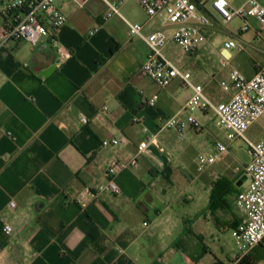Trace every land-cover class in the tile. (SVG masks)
<instances>
[{
  "label": "crops",
  "instance_id": "crops-1",
  "mask_svg": "<svg viewBox=\"0 0 264 264\" xmlns=\"http://www.w3.org/2000/svg\"><path fill=\"white\" fill-rule=\"evenodd\" d=\"M8 1L0 0V27L10 22L2 11ZM196 1L201 12L211 2ZM224 1L237 9L247 0ZM55 5L68 17L57 40L69 58L61 61L47 35L37 44L12 39L0 45V264H240L241 251L234 253L225 239L244 218L236 204L239 173L227 161L196 168L204 151L198 148L215 146L200 138L211 114L196 113L203 126L182 136L164 128L167 118L186 117L191 88L180 79L160 88L143 73L147 44L129 34L120 16L105 18V0L83 8L73 0ZM120 10L146 32L173 27L164 15L150 18L135 1ZM205 35L206 45L195 54L177 61L166 55L191 71L213 101H225L229 94L215 88L229 72H217L212 61L215 54L232 60V54ZM41 57L54 65L48 76L41 74L48 64L36 70ZM155 94L152 106L146 101ZM122 135L127 143L102 145ZM153 137L169 153L167 165L150 149L139 150ZM133 157L138 164L116 177L120 194L95 192L96 184L107 182L111 161ZM250 254L260 264L261 253Z\"/></svg>",
  "mask_w": 264,
  "mask_h": 264
},
{
  "label": "built area",
  "instance_id": "built-area-1",
  "mask_svg": "<svg viewBox=\"0 0 264 264\" xmlns=\"http://www.w3.org/2000/svg\"><path fill=\"white\" fill-rule=\"evenodd\" d=\"M58 0H10L3 6V13L10 18L7 25L0 27V45H5L12 39L26 40L37 44L43 35L48 36V41L56 49L61 61L69 58L71 52L58 44L57 32L63 27L68 17L56 7ZM78 7H85L90 0H73ZM137 2L150 18L164 15L167 24L174 27L171 36L165 30L152 32L145 31V25L126 19L120 10L123 4ZM108 11L106 19L118 15L125 20L129 27V34L142 39L149 48L148 56L142 65L143 73L160 88H166L175 79L191 88L192 93L184 104L183 112L186 117L175 114L164 121L163 127L177 131L181 136L189 128L200 129L203 124L196 115L198 112L212 113L216 125L226 131L228 139L244 140L248 145L250 161L243 168L236 166L234 171L247 175L248 184L242 188L236 197V204L244 215L239 225L232 229L231 234L235 245L241 251L237 263L264 242V136L254 143L250 141L246 132L258 120L264 117V67L260 68L253 76L248 77L238 68L231 65V56L224 55L221 64L231 67L226 78L220 81L222 90L229 94L225 101L215 102L205 92L203 84L193 82L191 71L181 69L164 52L170 40L181 48L185 54H195L207 43L203 27L209 25L210 20L205 14L200 13V5L196 0H105ZM213 7L221 15L224 22H230L236 16L245 19L255 18L264 27V4L259 0H247L237 8L230 9L225 1L213 0ZM45 23L50 27L45 30ZM233 40L226 44V48H237ZM243 50V47H239ZM158 95L151 97L148 102L155 105ZM107 109V108H105ZM83 121L87 119L84 117ZM128 142L124 135L110 137L102 141L104 147H117ZM151 144H156L155 137L140 143L139 150L146 151ZM229 147L218 141L210 152H199L196 156L198 172L205 171L208 167L227 161ZM138 164L136 157L126 160H113L106 168L108 180L94 186L97 194L110 191L120 194L121 189L116 177L124 171ZM9 206L16 208V202L11 201ZM147 224V223H145ZM5 231L12 233L14 226L5 225Z\"/></svg>",
  "mask_w": 264,
  "mask_h": 264
},
{
  "label": "rangeland",
  "instance_id": "rangeland-1",
  "mask_svg": "<svg viewBox=\"0 0 264 264\" xmlns=\"http://www.w3.org/2000/svg\"><path fill=\"white\" fill-rule=\"evenodd\" d=\"M230 1L234 4H240L244 0ZM212 5L213 0H211L210 5L208 4L207 9H205L206 11H200L201 14H205L210 20L209 25L204 26L205 34L212 39L214 48L218 50L226 48V44L230 40L236 42L238 45L237 48H226L232 54L231 65L238 68L246 76H252L256 71L264 67V27L256 21H253V24H249V22L247 23L245 19L239 16H236L230 22H224L221 15L215 9H212ZM173 30L174 27L167 29L169 36L172 35ZM241 46L243 47V50L239 49ZM164 52L175 61L181 57H187V54L183 53L181 48L173 40L168 42L164 48ZM212 62L214 63V68L217 72L220 71L225 74L229 72L231 68L223 67L219 56L216 54L214 55ZM215 89L216 93H225L219 86H216ZM210 114L212 119L204 122V126H207L208 130L201 134V140L207 144L206 146H210L218 141L225 143L229 147L227 163L230 165V169L234 170L236 166L243 168L250 161L247 143L242 139H236L233 141L228 139L226 131L216 125L213 114ZM246 136L254 143L259 142L263 138L264 117L255 122L249 128L246 132ZM201 149L204 150L202 152H209L208 150L205 151L203 148H198V150ZM212 150L213 148L210 151ZM189 154H191V152H189ZM247 184L248 181L244 182L242 188ZM225 239L230 243L232 248H234V253H237L239 248L237 249L232 235L227 233ZM261 257L262 261L260 264H264V253H261Z\"/></svg>",
  "mask_w": 264,
  "mask_h": 264
},
{
  "label": "water",
  "instance_id": "water-1",
  "mask_svg": "<svg viewBox=\"0 0 264 264\" xmlns=\"http://www.w3.org/2000/svg\"><path fill=\"white\" fill-rule=\"evenodd\" d=\"M41 58H42L41 60H37V62L40 64V67L36 68V70L41 71L44 64H48L49 68L46 69V71L45 70L42 71L41 73L45 76H48V74L52 72V70L54 69V65L51 63V60L44 59V57H41ZM149 149L152 151L154 155H156L164 163V165H167L169 163L170 155L167 151L161 150L159 146H157L156 144H151ZM247 178H248L247 175L243 174L238 181V186H242L244 182L247 181Z\"/></svg>",
  "mask_w": 264,
  "mask_h": 264
},
{
  "label": "trees",
  "instance_id": "trees-1",
  "mask_svg": "<svg viewBox=\"0 0 264 264\" xmlns=\"http://www.w3.org/2000/svg\"><path fill=\"white\" fill-rule=\"evenodd\" d=\"M115 49V48H114ZM244 173H240L238 178H237V181L241 178V176L243 175ZM215 195L212 196V202L213 200H215ZM256 251H258L259 253H264V242L259 245L256 249ZM262 260V259H261ZM240 264H255L252 260H251V254H248L247 256H245L242 261L240 262Z\"/></svg>",
  "mask_w": 264,
  "mask_h": 264
}]
</instances>
